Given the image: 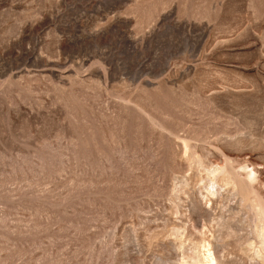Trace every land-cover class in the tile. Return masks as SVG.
I'll use <instances>...</instances> for the list:
<instances>
[{
	"label": "rangeland",
	"instance_id": "374dc122",
	"mask_svg": "<svg viewBox=\"0 0 264 264\" xmlns=\"http://www.w3.org/2000/svg\"><path fill=\"white\" fill-rule=\"evenodd\" d=\"M0 264H264V0H0Z\"/></svg>",
	"mask_w": 264,
	"mask_h": 264
},
{
	"label": "bare ground",
	"instance_id": "6f19581e",
	"mask_svg": "<svg viewBox=\"0 0 264 264\" xmlns=\"http://www.w3.org/2000/svg\"><path fill=\"white\" fill-rule=\"evenodd\" d=\"M204 254L205 255L203 256V259H204L205 263L206 262H208V263L211 262V255H210V253L206 250Z\"/></svg>",
	"mask_w": 264,
	"mask_h": 264
}]
</instances>
